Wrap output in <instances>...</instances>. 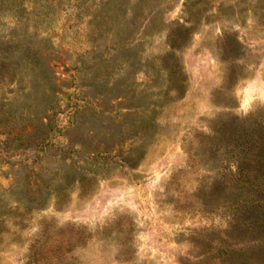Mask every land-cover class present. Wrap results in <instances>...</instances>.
Returning <instances> with one entry per match:
<instances>
[{"label":"rangeland","instance_id":"obj_1","mask_svg":"<svg viewBox=\"0 0 264 264\" xmlns=\"http://www.w3.org/2000/svg\"><path fill=\"white\" fill-rule=\"evenodd\" d=\"M263 181L264 0H0V264H264Z\"/></svg>","mask_w":264,"mask_h":264},{"label":"trees","instance_id":"obj_2","mask_svg":"<svg viewBox=\"0 0 264 264\" xmlns=\"http://www.w3.org/2000/svg\"><path fill=\"white\" fill-rule=\"evenodd\" d=\"M4 54L7 53L5 52ZM242 195L245 203L243 207L251 216L249 217L250 223H256L252 230L253 232H258V240L262 243L259 255L262 256L264 252V181L257 184L252 182ZM250 223H246V226L249 227Z\"/></svg>","mask_w":264,"mask_h":264}]
</instances>
